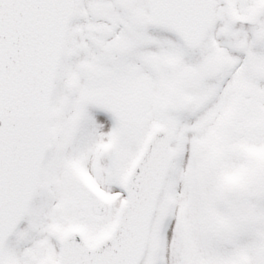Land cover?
I'll list each match as a JSON object with an SVG mask.
<instances>
[{
  "label": "snow or ice",
  "instance_id": "6c2138e0",
  "mask_svg": "<svg viewBox=\"0 0 264 264\" xmlns=\"http://www.w3.org/2000/svg\"><path fill=\"white\" fill-rule=\"evenodd\" d=\"M0 264H264V0H0Z\"/></svg>",
  "mask_w": 264,
  "mask_h": 264
}]
</instances>
